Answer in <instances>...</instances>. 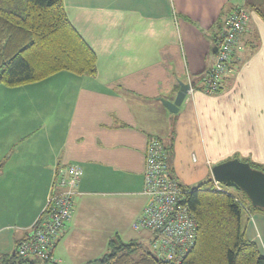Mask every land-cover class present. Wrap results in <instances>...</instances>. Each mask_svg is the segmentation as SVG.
<instances>
[{"label": "crops", "instance_id": "0c3cea01", "mask_svg": "<svg viewBox=\"0 0 264 264\" xmlns=\"http://www.w3.org/2000/svg\"><path fill=\"white\" fill-rule=\"evenodd\" d=\"M63 4L96 56V74L59 72L0 88L1 106L37 112L32 128L44 130L42 137L0 138V256L13 255L42 216L57 170L75 165L82 176L73 216L52 254L59 264H87L108 252L109 239L133 231L147 203L143 169L151 138L171 146L168 168L184 186L234 157L264 166V0ZM236 7L248 12L246 28L219 92L206 96L199 89L214 64L223 21ZM189 79L195 92L176 113L168 111L159 98L174 99ZM245 222L247 238L264 254V214L245 212ZM136 233L150 243L146 231Z\"/></svg>", "mask_w": 264, "mask_h": 264}, {"label": "trees", "instance_id": "16d2710c", "mask_svg": "<svg viewBox=\"0 0 264 264\" xmlns=\"http://www.w3.org/2000/svg\"><path fill=\"white\" fill-rule=\"evenodd\" d=\"M59 72L96 74V56L70 24L63 0H0V85L37 83ZM164 150L168 155L171 146ZM241 161L264 172L262 165ZM180 185L188 191L184 203L195 215L197 230L193 247L178 264H264L261 248L247 238L242 221L245 210L264 214V209L251 206L241 191L242 198L217 192L210 176L194 186ZM108 248L109 253L87 264H175L145 250L141 242H123L118 236L109 239ZM0 261L51 264L16 254L0 256Z\"/></svg>", "mask_w": 264, "mask_h": 264}, {"label": "built area", "instance_id": "2783aa9c", "mask_svg": "<svg viewBox=\"0 0 264 264\" xmlns=\"http://www.w3.org/2000/svg\"><path fill=\"white\" fill-rule=\"evenodd\" d=\"M248 22V12L233 8L223 21L214 64L204 79L200 92L215 95L221 88L224 74L229 72L232 47ZM188 95L196 88L188 80ZM186 96V97H187ZM82 176L79 166L68 165L57 171L51 185L48 203L42 216L36 220L28 236L19 242L15 254L23 259L59 264L53 257L54 242L68 224L74 212V198ZM214 189L224 192L228 188L213 180ZM187 190L169 175L166 152L158 138H151L145 149L143 191L147 198L140 217L134 222L135 231L144 230L150 236V249L159 258L178 264L191 250L196 239L195 215L184 203ZM246 209V208H244Z\"/></svg>", "mask_w": 264, "mask_h": 264}, {"label": "water", "instance_id": "95a60500", "mask_svg": "<svg viewBox=\"0 0 264 264\" xmlns=\"http://www.w3.org/2000/svg\"><path fill=\"white\" fill-rule=\"evenodd\" d=\"M188 89L189 84L180 82L174 99L161 97L159 100L168 111L176 113L185 100ZM210 171L214 181L243 192L251 206L264 209V172L253 169L249 163L237 158L220 162Z\"/></svg>", "mask_w": 264, "mask_h": 264}, {"label": "rangeland", "instance_id": "374dc122", "mask_svg": "<svg viewBox=\"0 0 264 264\" xmlns=\"http://www.w3.org/2000/svg\"><path fill=\"white\" fill-rule=\"evenodd\" d=\"M246 10V9H245ZM247 11V10H246ZM0 88H6V86L0 85ZM10 88V87H9ZM8 107V105L4 104V105H0V138H5V137H18L21 135H24L25 137H42L44 136V130L43 128L41 129H36L35 127L32 128V126H36L37 122L39 121L38 119H36L39 114L35 111H32L33 109L31 108L29 111H32L30 113L25 112V113H16L15 109L10 108H4V107ZM25 109H28L27 107H25ZM46 116V115H45ZM213 180V179H212ZM223 185V184H221ZM228 188V187H226ZM226 193H230L233 196L241 197L242 195L239 191L233 189V188H228L226 190ZM246 213L250 214V212L247 210H245ZM245 216L243 214L242 216V221H245ZM132 229V228H131ZM128 232H126L127 234H123L120 235V239L123 242H128L130 241V239H136L134 241L136 242H141L143 245V248L145 250H149L150 246L147 243V241L144 240V238L141 237V235H139L138 233H136V231L130 230V228H128L127 230ZM152 252V251H151ZM109 253V249L108 252Z\"/></svg>", "mask_w": 264, "mask_h": 264}]
</instances>
